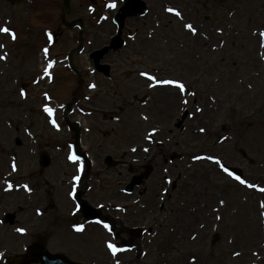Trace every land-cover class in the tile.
I'll return each mask as SVG.
<instances>
[{
  "label": "rangeland",
  "instance_id": "374dc122",
  "mask_svg": "<svg viewBox=\"0 0 264 264\" xmlns=\"http://www.w3.org/2000/svg\"><path fill=\"white\" fill-rule=\"evenodd\" d=\"M142 1L145 13L118 28L121 0H68L66 22L83 25L71 106L78 79L66 57L79 29L62 28L64 0H0V27L16 33L13 40L0 32V264L34 246L78 264H264V0ZM118 33L123 44L112 51ZM142 72L180 80L187 92L149 87L155 82ZM65 118L81 127L88 167L69 159L74 132ZM41 150L51 157L45 169ZM105 155L119 166L103 165ZM196 156L218 157L257 187ZM148 167L149 177L126 194L130 176ZM75 195L101 206L104 227L76 231L83 219ZM112 228L131 242L116 239L115 256L105 246ZM134 228L143 234L134 238Z\"/></svg>",
  "mask_w": 264,
  "mask_h": 264
},
{
  "label": "snow or ice",
  "instance_id": "6c2138e0",
  "mask_svg": "<svg viewBox=\"0 0 264 264\" xmlns=\"http://www.w3.org/2000/svg\"><path fill=\"white\" fill-rule=\"evenodd\" d=\"M108 7L115 8L116 5H115V3H110V4L108 5ZM167 11L170 12V13H175V15H176L177 17H181V13H180V11H178L177 9L168 8ZM184 27L187 28L188 30H190L193 34H195V33L197 32V29H196L192 24H190V23H186V24L184 25ZM219 31H222V29H219ZM0 32H3V33H9V34L11 35V37H12L13 40L16 39V33H15V31H13L12 29H10V28L7 27V26L0 27ZM260 34H261L262 36H264V32H261ZM49 36L51 37V34H50V33H49ZM2 47H4V45H0V48H2ZM44 52H45V54H47V53H48V49L45 48V49H44ZM0 58H6V56H5V57H0ZM52 66H53V62L50 61L49 64H48V67L45 68V73H46V74H49V75H50V73H49L48 70H49ZM141 75H142V76H146L150 81L155 82V83H150V84L148 85L149 87H155L156 84H167V85H174L176 88L179 89V91H180L181 93H185V92H187V89H186L185 84H184L182 81H180V80H158L156 76H154V75H150L149 73H146V72H142ZM92 87H95V85H92ZM249 87H251V86L249 85ZM21 95H26V94L23 92V90L21 91ZM192 95H195V93H192ZM45 97H47V98L50 99V97H48V94H47V93H45ZM184 103H187V101H184ZM44 111L47 112L49 116H53V115H54V109H52V108L49 107L48 105H45V106H44ZM197 111H201V109L197 108ZM144 118L147 119V117H144ZM51 123H52L55 127L59 128V125L56 123V120H55V119H52ZM153 131H155V129H154ZM200 131H201V132H204L205 129H204V128H201ZM149 138H150V137H149ZM225 139H226V138H225ZM144 150H145V151H148V149H144ZM132 151H136V149L133 148ZM69 159L75 161V160L78 159V157H76V156L73 154V155H70V156H69ZM194 159H197V160H199V159L215 160L218 164H220V167L223 169L224 172L228 173L229 176H233L234 179H236L237 181H239L240 184H244V185H246L247 187H253V188H254V187H257V186L254 185V184H250L247 180L242 179L241 176H239V175H235V174L232 173L228 168L224 167V165L220 163L218 157H214V156H207V157L196 156V157H194ZM12 168H13V171L16 170V165H15V163H13ZM24 187L27 189V188H28V185H24ZM8 188H9V189L12 188V184H11V183H8ZM28 190L31 191V189H28ZM260 191H264V188H261ZM219 203H220L221 205H223L225 202H224L223 200H220ZM261 206L264 207V203H262ZM216 219L219 220V219H221V217H220V216H217ZM105 227H107V225H105ZM201 227H203V225H201ZM82 230H83V225H78V226H76V231H82ZM17 231H18V232H21V233H24V232L26 231V229H24V228H18ZM193 238H195V237H193ZM107 248H108V250H110V252H111V254H112L113 256H115L118 252L122 251V249L118 248L117 245L114 244V243H112L111 241H108V242H107ZM234 255H240V253H234ZM195 259H196L195 257H192V260H193V261H195ZM116 264H120L119 260L116 261Z\"/></svg>",
  "mask_w": 264,
  "mask_h": 264
},
{
  "label": "water",
  "instance_id": "95a60500",
  "mask_svg": "<svg viewBox=\"0 0 264 264\" xmlns=\"http://www.w3.org/2000/svg\"><path fill=\"white\" fill-rule=\"evenodd\" d=\"M136 4H138L137 5V8H136V6L130 5V7L128 8V13L129 14H137V13H142L143 12V8H144L143 4L142 3H136ZM67 11H68V8H67V6L65 4L64 11L62 12V22H64L63 21V16L65 15V13ZM122 15L123 14L119 15L116 18V21L117 22H120V19H121ZM78 22L81 25V21L78 20ZM113 40H115L114 43H113V47L115 48V47H117L120 44V42L118 41L119 40L118 37L114 38ZM74 51H76V50H74ZM74 51H72V53ZM69 64H70L71 68L74 70L71 62H69ZM78 140H79V132L77 130V133H76V143L77 144H78ZM106 160L108 161L109 160V157L106 158ZM40 163L44 167L47 166L49 164L48 157H46L45 155L42 154L41 155ZM132 185H133V183L130 185V187ZM87 209H88V206L85 205V204H83V202H81V211L83 212V210L86 211ZM28 256H30L31 258L32 257H36L35 260L37 262H39L40 264H72V263L64 260L63 258H61L59 256H50V255H48L43 249H39V250H35V251L29 250L28 251Z\"/></svg>",
  "mask_w": 264,
  "mask_h": 264
},
{
  "label": "flooded vegetation",
  "instance_id": "af4514ba",
  "mask_svg": "<svg viewBox=\"0 0 264 264\" xmlns=\"http://www.w3.org/2000/svg\"><path fill=\"white\" fill-rule=\"evenodd\" d=\"M130 231V230H129ZM118 232V231H117ZM133 233V232H132ZM117 235V238H118V241L120 242V243H122V245H125V246H131V245H127V244H130L131 242H129V243H126V241L127 240H125V239H120V235H118V234H116ZM129 240V239H128ZM189 259H191V258H189Z\"/></svg>",
  "mask_w": 264,
  "mask_h": 264
}]
</instances>
